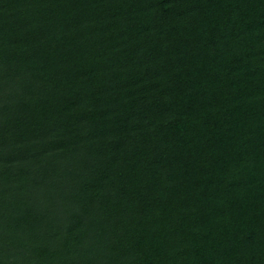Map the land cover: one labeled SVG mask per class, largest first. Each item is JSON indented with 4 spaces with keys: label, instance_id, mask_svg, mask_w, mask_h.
<instances>
[{
    "label": "trees",
    "instance_id": "1",
    "mask_svg": "<svg viewBox=\"0 0 264 264\" xmlns=\"http://www.w3.org/2000/svg\"><path fill=\"white\" fill-rule=\"evenodd\" d=\"M0 264H264V0H0Z\"/></svg>",
    "mask_w": 264,
    "mask_h": 264
}]
</instances>
